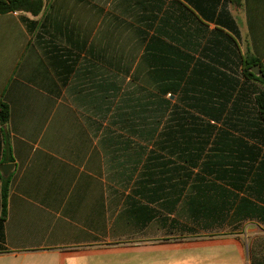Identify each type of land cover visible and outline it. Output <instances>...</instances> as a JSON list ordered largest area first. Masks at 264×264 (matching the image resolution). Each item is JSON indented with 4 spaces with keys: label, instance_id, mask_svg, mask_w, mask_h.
Returning <instances> with one entry per match:
<instances>
[{
    "label": "crops",
    "instance_id": "obj_1",
    "mask_svg": "<svg viewBox=\"0 0 264 264\" xmlns=\"http://www.w3.org/2000/svg\"><path fill=\"white\" fill-rule=\"evenodd\" d=\"M42 2L0 14V264L264 231V0Z\"/></svg>",
    "mask_w": 264,
    "mask_h": 264
},
{
    "label": "rangeland",
    "instance_id": "obj_2",
    "mask_svg": "<svg viewBox=\"0 0 264 264\" xmlns=\"http://www.w3.org/2000/svg\"><path fill=\"white\" fill-rule=\"evenodd\" d=\"M263 237L249 227L233 235L164 240L150 247L149 264H252V245Z\"/></svg>",
    "mask_w": 264,
    "mask_h": 264
},
{
    "label": "trees",
    "instance_id": "obj_3",
    "mask_svg": "<svg viewBox=\"0 0 264 264\" xmlns=\"http://www.w3.org/2000/svg\"><path fill=\"white\" fill-rule=\"evenodd\" d=\"M43 8L42 0H0V14H6L11 12H24L31 13L33 15H39ZM250 76L254 74L249 73ZM257 103L259 106L261 118L264 121V90L260 92L257 97ZM9 108L7 105H0V122L6 124L9 120ZM8 184L9 179H6V186L2 193V207L3 216H6L8 207ZM252 264H264V237L258 238L254 241L252 245Z\"/></svg>",
    "mask_w": 264,
    "mask_h": 264
},
{
    "label": "water",
    "instance_id": "obj_4",
    "mask_svg": "<svg viewBox=\"0 0 264 264\" xmlns=\"http://www.w3.org/2000/svg\"><path fill=\"white\" fill-rule=\"evenodd\" d=\"M253 72L256 73L255 70H253ZM12 168H13V165H5L3 167L4 173H5L6 176L9 175L10 171L12 170Z\"/></svg>",
    "mask_w": 264,
    "mask_h": 264
}]
</instances>
